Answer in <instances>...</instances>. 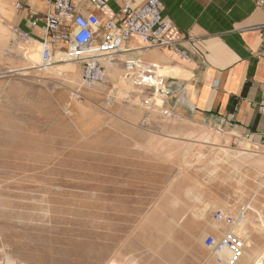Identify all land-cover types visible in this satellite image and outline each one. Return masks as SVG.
Here are the masks:
<instances>
[{
	"label": "rangeland",
	"instance_id": "1",
	"mask_svg": "<svg viewBox=\"0 0 264 264\" xmlns=\"http://www.w3.org/2000/svg\"><path fill=\"white\" fill-rule=\"evenodd\" d=\"M57 52L74 69L0 36V264H220L214 215L243 206L238 264H264V171L241 155L264 144L169 109L118 56L89 76Z\"/></svg>",
	"mask_w": 264,
	"mask_h": 264
},
{
	"label": "crops",
	"instance_id": "2",
	"mask_svg": "<svg viewBox=\"0 0 264 264\" xmlns=\"http://www.w3.org/2000/svg\"><path fill=\"white\" fill-rule=\"evenodd\" d=\"M104 1L96 10L92 0H66L63 22L71 26L72 12L97 18L94 43L99 44L108 24L115 31L128 29L132 15L124 16L126 6L136 12L146 5V0ZM159 1L163 38L171 45L147 48L139 35H132L117 56L122 62L138 59L158 76L159 69H167L173 75L163 77L172 84L167 107L179 115L264 144V40L254 30L264 25V0ZM57 2L0 0V36L7 38L9 32L21 42L41 45ZM68 49L53 44V56L57 51L66 56Z\"/></svg>",
	"mask_w": 264,
	"mask_h": 264
},
{
	"label": "built area",
	"instance_id": "3",
	"mask_svg": "<svg viewBox=\"0 0 264 264\" xmlns=\"http://www.w3.org/2000/svg\"><path fill=\"white\" fill-rule=\"evenodd\" d=\"M96 10H101L105 4L104 0H92ZM18 8L21 5L17 4ZM56 13L47 19V39L41 44L42 65L49 66L53 60V44L68 46L66 57L69 60L80 62L86 65V72L89 76L100 69L99 61L102 58L114 60L115 56L123 52L125 42L132 35H139L148 45L147 48H163L171 43L163 38L165 26L162 23L161 5L159 0H146V5L139 11H133L126 6L123 14L128 21L126 31H115L113 24H108V32L104 35L99 44L94 43V29L98 25L97 18L84 17L72 12L70 15L71 26L63 22V11L66 8V0H58ZM62 12V13H61ZM264 40V25L254 29ZM99 67V68H98ZM126 79L131 80L135 87L140 89H153L160 95L168 96L171 93L169 79L157 75V71L142 61L129 60L124 63ZM264 114V107L261 108ZM248 207H241L236 214L229 215L224 212H216L214 221L216 224L224 225L229 230L216 239L207 238L205 246L213 252L220 264H238L243 256L244 241L237 234L236 229L246 223Z\"/></svg>",
	"mask_w": 264,
	"mask_h": 264
},
{
	"label": "bare ground",
	"instance_id": "4",
	"mask_svg": "<svg viewBox=\"0 0 264 264\" xmlns=\"http://www.w3.org/2000/svg\"><path fill=\"white\" fill-rule=\"evenodd\" d=\"M115 61H117V62H115ZM116 64H119V60L116 59V58H114V60L112 61V65H116ZM49 67H51L50 68L51 70H60V69H63V70H72V69H74V66H72L71 63H66L64 65H51ZM71 72L74 73L73 71H71ZM205 136H210V135L209 134H206ZM206 140H209V138L207 137ZM214 141L217 142V138H215ZM241 155H242V159L244 161L253 162L261 171H264V157H262V156H256L254 154H249V153H244V154H241ZM214 163H217V161L214 160ZM215 227L218 228L217 226H215ZM247 256L248 255L246 254V256L244 257V259L241 261L240 264H244L247 261Z\"/></svg>",
	"mask_w": 264,
	"mask_h": 264
}]
</instances>
